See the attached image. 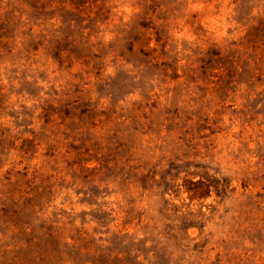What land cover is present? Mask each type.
Returning <instances> with one entry per match:
<instances>
[{
  "label": "rangeland",
  "instance_id": "obj_1",
  "mask_svg": "<svg viewBox=\"0 0 264 264\" xmlns=\"http://www.w3.org/2000/svg\"><path fill=\"white\" fill-rule=\"evenodd\" d=\"M264 264V0H0V264Z\"/></svg>",
  "mask_w": 264,
  "mask_h": 264
},
{
  "label": "trees",
  "instance_id": "obj_2",
  "mask_svg": "<svg viewBox=\"0 0 264 264\" xmlns=\"http://www.w3.org/2000/svg\"><path fill=\"white\" fill-rule=\"evenodd\" d=\"M97 264H101V263H97ZM132 264H134V263H132Z\"/></svg>",
  "mask_w": 264,
  "mask_h": 264
}]
</instances>
